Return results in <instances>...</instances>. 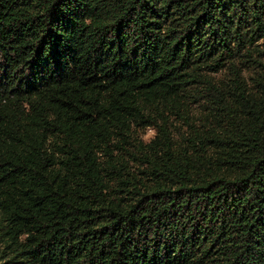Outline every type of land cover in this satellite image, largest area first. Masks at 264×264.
Masks as SVG:
<instances>
[{
  "label": "trees",
  "instance_id": "1",
  "mask_svg": "<svg viewBox=\"0 0 264 264\" xmlns=\"http://www.w3.org/2000/svg\"><path fill=\"white\" fill-rule=\"evenodd\" d=\"M0 264H264V0H0Z\"/></svg>",
  "mask_w": 264,
  "mask_h": 264
},
{
  "label": "rangeland",
  "instance_id": "2",
  "mask_svg": "<svg viewBox=\"0 0 264 264\" xmlns=\"http://www.w3.org/2000/svg\"><path fill=\"white\" fill-rule=\"evenodd\" d=\"M154 136V131L148 130V132L144 135V139L149 141Z\"/></svg>",
  "mask_w": 264,
  "mask_h": 264
}]
</instances>
